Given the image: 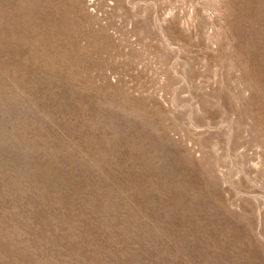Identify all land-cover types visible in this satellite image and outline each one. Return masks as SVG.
Masks as SVG:
<instances>
[{"label": "rangeland", "instance_id": "obj_1", "mask_svg": "<svg viewBox=\"0 0 264 264\" xmlns=\"http://www.w3.org/2000/svg\"><path fill=\"white\" fill-rule=\"evenodd\" d=\"M0 264H264V0H0Z\"/></svg>", "mask_w": 264, "mask_h": 264}]
</instances>
